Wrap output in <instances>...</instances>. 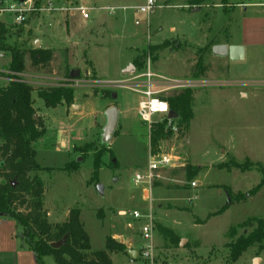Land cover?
Masks as SVG:
<instances>
[{
  "label": "rangeland",
  "instance_id": "rangeland-1",
  "mask_svg": "<svg viewBox=\"0 0 264 264\" xmlns=\"http://www.w3.org/2000/svg\"><path fill=\"white\" fill-rule=\"evenodd\" d=\"M69 1L56 3L61 7ZM73 1L92 8L89 20L78 13L70 17L55 11L42 17L43 25L48 26L44 36L26 35L24 28L7 29L9 55L0 63L9 70L12 53L34 49L31 41L39 37L54 52L51 72L32 73L28 58L26 71L21 73L24 77L19 79L34 88V118L43 124L47 118L49 136L56 140V149L38 156V162L50 168L37 173L46 189L48 221L61 223L70 209L79 208L92 249L104 250L106 237L125 247L124 253L113 254V264H254L255 259L264 264V240L248 248L234 263L228 248L230 243L252 235L253 229L240 228L249 218H259L264 225V187L249 197L262 179L259 165L264 167V82H242L264 80V48L252 50L239 62L225 61L212 53V47L228 31L238 34L241 16L225 12L231 8L223 11L225 6H216L220 0L200 6L192 5V0H155L157 7L148 16L135 11L147 0ZM124 6L132 9L115 14L105 10ZM148 57L157 74L191 85L157 88L163 91L160 96L168 99L185 89L195 93L188 133L160 142L155 152L150 145L151 130L164 119L154 118L149 127L137 112L142 96L115 86L140 72ZM197 64L206 66L207 71L195 78L191 69ZM130 66L133 68L128 71ZM72 70L80 72L76 80ZM9 72L0 73V88L18 81L20 74ZM59 88L74 92L72 104L63 103L68 114L60 108H47L38 97L43 90ZM87 97L102 99V106L95 101L89 104L99 108L103 122L97 127V139L85 150V145L75 147L78 151L73 149L72 159V137L82 139L81 133L91 131L93 119L90 113L72 117L77 107H69L85 102ZM110 107L123 113L112 140L105 143L103 118ZM109 149L118 163L116 167ZM95 153H101L97 183L91 181ZM163 153L177 156V166L160 172L152 184L153 201L149 203L144 188L137 187L133 177L147 167L151 155ZM70 162L79 169L62 171ZM1 176L0 183L4 181ZM13 182L17 185V179ZM194 182L197 187H192ZM99 184L103 193L97 189ZM227 191L234 199L248 201L234 204L221 214L219 211L229 203ZM135 210L144 215L152 210V240L143 239L145 222L132 219L130 213ZM254 226L257 228L258 223ZM159 227L172 230L177 243L165 242ZM232 229V238H228ZM128 251H137L138 257L132 258Z\"/></svg>",
  "mask_w": 264,
  "mask_h": 264
},
{
  "label": "trees",
  "instance_id": "trees-1",
  "mask_svg": "<svg viewBox=\"0 0 264 264\" xmlns=\"http://www.w3.org/2000/svg\"><path fill=\"white\" fill-rule=\"evenodd\" d=\"M212 0H192L191 4L200 6ZM42 0H36V5H40ZM8 30L0 24V51H7L6 39ZM54 52L49 49H31L29 51L17 50L12 53V60L9 70L18 74L26 71L25 59L31 61V68L36 71L51 72V64ZM207 67L199 64L192 69V75L198 78L201 73H205ZM34 88L26 82L14 81L7 87L0 88V173L4 179L0 183V215L14 219L23 228L25 242L37 255L39 263L43 264V258L51 256L56 264H113L112 253H124L125 247L114 242L111 237L106 238L104 250H92L88 233L81 222V210L74 208L70 211L68 219L61 224H51L48 221V214L45 210L46 189L43 180L38 176V172L50 171L42 168L36 160V152L33 143L41 139L46 128L42 120H36V109L34 107ZM194 91L185 89L176 92L167 101L170 105V113L176 116L178 123V134L184 136L188 133L193 119L192 105L195 101ZM47 108H56L66 103L72 104L74 92L70 89L43 90L39 93ZM167 120L156 125L151 130L150 145L155 152L160 142L170 140L175 134L166 127ZM91 144L84 146V150ZM78 151V148H75ZM82 149V150H83ZM112 154V165L118 166ZM101 153L94 155V170L92 172V182L97 183L100 172ZM262 176L259 186L252 190L253 197L264 187V167L260 166ZM79 166L75 162L68 163L62 171L68 173L76 172ZM31 174H34L33 176ZM17 179V185L12 186V181ZM229 203L219 212L222 214L230 206L248 201L245 199H234L231 192L227 191ZM25 207L24 210H22ZM98 218L102 220L98 213ZM206 223V222H205ZM254 223H258L255 228ZM259 218H249L240 228L253 229L252 235L240 238L234 243H230V260L236 262L241 255L255 243L264 240V225ZM229 231L228 238L231 237ZM159 233L165 242L176 244V235L170 229L159 227ZM67 236L66 243L56 249L53 243L59 242Z\"/></svg>",
  "mask_w": 264,
  "mask_h": 264
},
{
  "label": "crops",
  "instance_id": "crops-1",
  "mask_svg": "<svg viewBox=\"0 0 264 264\" xmlns=\"http://www.w3.org/2000/svg\"><path fill=\"white\" fill-rule=\"evenodd\" d=\"M34 1H36V0H34ZM49 1H53L54 3H56V0H42V4L45 5ZM78 5H80V4L71 0L69 2H66V5H61V6L70 7V6H78ZM219 5H220V7L225 6L224 8H222L223 11H225L226 8H231L229 11H225L227 13H230V14L233 13V14L240 15L241 16L240 17L241 18V27H240V31L236 35H233V34H231L230 31H228L227 34H225V38L220 39L219 42H217L213 47L218 46V45L242 46L245 48V59H246V56L248 55V53H250L252 50L264 48V0H220L219 4H217L216 6H219ZM43 15H47V14H43ZM43 15L31 17L25 26H21V27L16 28V29L24 28L26 30L25 33H27L26 35L31 34L33 36H35V35L44 36V29L47 28L48 26L43 25V19H42ZM68 15L70 17H73L70 14H68ZM0 24L6 29H12V28L14 29L15 28L14 24L12 23V18L8 17V16L3 18V20ZM211 27H212V25H210V30H211ZM208 37L209 36H207V39H208ZM37 39H33L31 41V44L34 47H35L36 41H38L40 48L44 47V49H49L48 47L44 46V42L42 41V39L40 37ZM213 47H212V53H213ZM34 49H36V47ZM23 51H28V50H23ZM2 52H4L5 56L2 59L0 58V63L3 61H6L8 59V55H9V53L7 51H2ZM214 55H216V54H214ZM27 59H28V56L26 57V60ZM219 59H222L225 61L227 60L229 62L231 61L229 59V57H224V56H219ZM1 72L5 73V74L10 73L8 70V67H5V66H0V73ZM32 73L36 74L37 72L33 71ZM23 75L24 74L18 75L19 76L18 80L22 79V78H20V76L24 77ZM76 79L77 78H75L73 80H76ZM4 81H7V80L4 79ZM23 81L28 83L24 79H23ZM245 81H248V82H264V80H262V81L261 80H244L242 82H245ZM255 86H256V84H255ZM34 92L32 94L33 100H34ZM92 101L98 102L100 106L104 105L102 99H100V98L99 99L94 98L93 100H91L90 97H87V98H85V102H83V101L78 102L77 105H71L69 107L70 110L74 109L73 108L74 106L77 107V111H75V113H74L75 116H72V117H78V116L82 117V116H85L87 113H90L91 115H88V116H90L93 119L92 120L93 124L91 125V131H86V132L81 133V135L83 136L82 139L75 137V136L72 137V140H71L72 141L71 142V148L72 149H71V152L69 153L70 154L69 156H71L72 159H74L73 149L75 147H81V146H84L86 144L93 143L97 139V135L99 134V129L97 127L101 126L103 121H102V117H100L99 108L97 109L93 105L89 104V103H92ZM56 108L63 109L64 112L66 114H68L67 105L61 104ZM106 111L104 112V118L103 119L107 123V118L105 115ZM122 113L123 112L120 110L119 119H120ZM80 115H82V116H80ZM44 120L45 119H43V121ZM47 120L48 119L46 118V120L44 122L45 128H46L45 135L41 139H39L37 142L33 143V148L36 152L37 162L39 159L38 156L41 153H44L45 150L47 151L48 149H56L57 148L56 140L54 139L53 135L49 136L50 132H49V130H47V125H46ZM98 121H100V122H98ZM51 138H53V139L51 140ZM51 141H53L54 143H52ZM57 143H58V141H57ZM226 154H228V153L226 152ZM38 164L42 168H46V167L42 166L39 162H38ZM48 169H50V168H48ZM41 173H43V171H41ZM41 179H42V177H41ZM70 211H71V209H70ZM70 211H69L68 215L64 218L65 220L63 222H65L68 219ZM48 215L50 217L49 212H48ZM63 222H61V223H63ZM50 223L51 224H61V223H52V222H50ZM105 247H106V239H105ZM91 249H92V246H91ZM92 250H94V249H92ZM133 252H137V251H133ZM113 254H115V253H112L110 255L111 260H112ZM128 255L131 256L129 253H128ZM42 261H43V264H56L53 257H51V256L44 257ZM112 262H113V260H112ZM0 264H41L37 260L36 253L34 251H32L30 249V247L27 245V243L25 242L23 228L21 226H19L14 219H12L8 216H5V215H0Z\"/></svg>",
  "mask_w": 264,
  "mask_h": 264
},
{
  "label": "built area",
  "instance_id": "built-area-1",
  "mask_svg": "<svg viewBox=\"0 0 264 264\" xmlns=\"http://www.w3.org/2000/svg\"><path fill=\"white\" fill-rule=\"evenodd\" d=\"M157 7L155 0H147L145 4L135 9L136 12L143 15H150ZM91 7L85 5L59 7L53 1L47 2L45 5L40 3L36 5L34 0H0V23L6 16L12 18V23L15 28L25 26L29 19L34 15L51 14L52 12H66L71 16L78 13L83 20L90 19ZM132 8L127 7H108L105 10L110 14H115L118 10L128 11ZM137 26L140 25L136 21ZM4 52L0 51V58H4ZM116 87L128 89L139 93L142 98L139 102L137 112L139 119L147 124L152 125L154 118L160 117L167 120V128H170L174 134H178V123L176 119H169L170 105L166 98L160 96L162 90L157 88L178 89L191 86L181 80H170L166 77L157 74L152 68L151 58L148 57L145 61L144 67L140 72L133 74L131 79L119 81L115 83ZM178 157L171 153H163L158 155H151L147 167L143 171L136 172L133 177V182L137 187H143L146 192L145 200L152 203V184L156 178L160 177V172L177 166ZM192 187H197V183H192ZM132 219L136 221H144L142 227V236L145 241L153 239L155 224L152 210L144 215L140 211L135 210L130 213ZM148 255V254H147Z\"/></svg>",
  "mask_w": 264,
  "mask_h": 264
},
{
  "label": "water",
  "instance_id": "water-1",
  "mask_svg": "<svg viewBox=\"0 0 264 264\" xmlns=\"http://www.w3.org/2000/svg\"><path fill=\"white\" fill-rule=\"evenodd\" d=\"M35 47L40 48L38 41H36ZM213 53L217 54L219 56L229 57V59L232 62L243 61L245 59V48L242 46L218 45V46L213 47ZM131 68H133V66H130L127 70L129 71V70H131ZM79 74H80L79 70H72V72H71V76L73 78H78ZM113 97L115 98L116 94H114ZM105 115L107 118V123L103 129L102 137H103V141L105 143H109L112 140V138H113V136H114V134L118 128L120 110L117 107H110L107 109ZM169 119H176V116L170 113ZM78 161H80V160H78ZM12 186L15 187L16 183L13 182ZM97 189L100 193H103L104 188L101 184H99L97 186ZM66 240H67V236L64 237L62 240H60L59 242L53 243L52 247L58 249L66 243ZM128 253L134 259H136L138 256L137 252L128 251ZM258 261H259V259H255L254 264H258Z\"/></svg>",
  "mask_w": 264,
  "mask_h": 264
}]
</instances>
